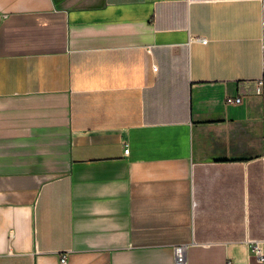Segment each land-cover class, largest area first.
Returning <instances> with one entry per match:
<instances>
[{
  "label": "crops",
  "instance_id": "crops-1",
  "mask_svg": "<svg viewBox=\"0 0 264 264\" xmlns=\"http://www.w3.org/2000/svg\"><path fill=\"white\" fill-rule=\"evenodd\" d=\"M263 238L264 0H0V264Z\"/></svg>",
  "mask_w": 264,
  "mask_h": 264
},
{
  "label": "built area",
  "instance_id": "built-area-1",
  "mask_svg": "<svg viewBox=\"0 0 264 264\" xmlns=\"http://www.w3.org/2000/svg\"><path fill=\"white\" fill-rule=\"evenodd\" d=\"M263 82V79L260 78L257 81L256 90L257 92H260L261 90V84ZM242 101L241 96H227L225 98L226 103H240ZM129 150L128 147L124 148V153H127ZM261 242H264L263 239H251V248L256 256L257 260L260 262H264V246ZM186 245L185 244H177L173 248V254H174V262L173 264H186ZM66 259L64 256L60 257V264H65ZM226 264H234L232 260H228Z\"/></svg>",
  "mask_w": 264,
  "mask_h": 264
}]
</instances>
